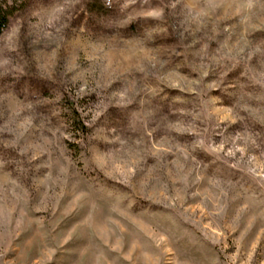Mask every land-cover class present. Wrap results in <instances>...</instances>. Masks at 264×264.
<instances>
[{
	"label": "rangeland",
	"instance_id": "rangeland-1",
	"mask_svg": "<svg viewBox=\"0 0 264 264\" xmlns=\"http://www.w3.org/2000/svg\"><path fill=\"white\" fill-rule=\"evenodd\" d=\"M0 0V264H264V0Z\"/></svg>",
	"mask_w": 264,
	"mask_h": 264
},
{
	"label": "trees",
	"instance_id": "trees-1",
	"mask_svg": "<svg viewBox=\"0 0 264 264\" xmlns=\"http://www.w3.org/2000/svg\"><path fill=\"white\" fill-rule=\"evenodd\" d=\"M11 3H13L14 5L15 3H17V0H13ZM13 13H14L13 6H9L6 9L0 8V35L4 30V28L7 26L9 17L12 16Z\"/></svg>",
	"mask_w": 264,
	"mask_h": 264
}]
</instances>
